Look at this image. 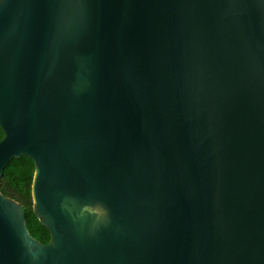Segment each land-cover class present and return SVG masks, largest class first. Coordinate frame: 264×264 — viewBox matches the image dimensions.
I'll list each match as a JSON object with an SVG mask.
<instances>
[{
  "label": "water",
  "instance_id": "water-1",
  "mask_svg": "<svg viewBox=\"0 0 264 264\" xmlns=\"http://www.w3.org/2000/svg\"><path fill=\"white\" fill-rule=\"evenodd\" d=\"M0 264H264V0H3Z\"/></svg>",
  "mask_w": 264,
  "mask_h": 264
},
{
  "label": "trees",
  "instance_id": "trees-1",
  "mask_svg": "<svg viewBox=\"0 0 264 264\" xmlns=\"http://www.w3.org/2000/svg\"><path fill=\"white\" fill-rule=\"evenodd\" d=\"M4 132L0 127V139ZM34 162L25 155L13 157L7 161L0 177V191L20 202L24 207V216L29 233L42 243L50 239L48 229L41 224L32 209L31 183Z\"/></svg>",
  "mask_w": 264,
  "mask_h": 264
},
{
  "label": "snow or ice",
  "instance_id": "snow-or-ice-1",
  "mask_svg": "<svg viewBox=\"0 0 264 264\" xmlns=\"http://www.w3.org/2000/svg\"><path fill=\"white\" fill-rule=\"evenodd\" d=\"M3 3V0H0V4H2Z\"/></svg>",
  "mask_w": 264,
  "mask_h": 264
}]
</instances>
